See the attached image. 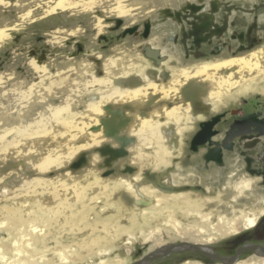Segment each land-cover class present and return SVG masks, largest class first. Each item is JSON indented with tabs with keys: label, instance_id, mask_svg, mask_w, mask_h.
Instances as JSON below:
<instances>
[{
	"label": "bare ground",
	"instance_id": "6f19581e",
	"mask_svg": "<svg viewBox=\"0 0 264 264\" xmlns=\"http://www.w3.org/2000/svg\"><path fill=\"white\" fill-rule=\"evenodd\" d=\"M199 1L0 0V51L21 31L60 18L43 31L42 46L53 56L16 54L0 68V264H125L113 249L138 233L145 242L167 227L185 238L180 242L208 245L258 225L264 214L259 179L236 178L234 169L224 187L234 202L251 199L249 210L225 202L223 192L209 195L221 168L184 164L182 140L199 121L241 98L264 95V42L234 56L185 62L179 48L176 54L169 47L178 25L168 18L158 25L174 27L163 49V35L154 30L144 41L97 48L117 18L128 28ZM81 39L86 50L76 53ZM148 44L164 58L146 57ZM21 62L26 72L17 71ZM107 144L127 149L111 174L99 150ZM82 154L86 162L73 169ZM126 165L134 171L123 172ZM193 186L208 193L188 189ZM229 205L230 212L222 210ZM244 256L230 264H264V256Z\"/></svg>",
	"mask_w": 264,
	"mask_h": 264
},
{
	"label": "rangeland",
	"instance_id": "374dc122",
	"mask_svg": "<svg viewBox=\"0 0 264 264\" xmlns=\"http://www.w3.org/2000/svg\"><path fill=\"white\" fill-rule=\"evenodd\" d=\"M211 1L210 3L212 4L213 1L212 2ZM217 1L220 2V6L218 10L215 11L216 20L218 24L222 26L227 21L228 28L222 34L220 35L216 34L215 38L211 42H202L201 44L196 43L195 39L191 34L189 36L185 35L184 30H186L187 26L183 30L182 25H180L182 23L179 22L177 19L175 20L171 15L172 13H170L175 11L168 8L169 10L165 9L160 13L159 20L145 19L142 22H139V24L130 26L128 28H124L123 27L124 24H122L121 27L116 28V23H114V25H112L107 32L99 36L98 43H100V46H97V48L101 50L109 49L111 45H114L117 42L125 41L126 39L131 40L133 42H140L141 40L144 41L154 36L153 33L154 30L158 34L161 33L163 35L164 42L158 45L160 49H163V47L169 46V44L167 43V39H169L168 38L169 36L168 34L170 32L169 29L174 27L172 24H170L171 26L168 24L169 26L164 25L163 27L162 26L158 27V25L163 24L165 21H167L168 17L172 18V20L175 21L176 24L178 25V29L177 26H175V29L177 30L179 36L175 40L171 39L172 43H174L176 47H174L175 45L173 46L172 44H170L169 47L176 50V54H177V49L179 48L180 49L179 51H181V54L179 55H182L185 62L198 61L201 59H215L217 57H226L229 55L234 56L240 52L251 49L252 47H255L264 42V0H217ZM203 2L204 0L199 1L200 4H203ZM209 6L210 4L208 6L206 4V9L210 8ZM81 19L83 21L87 20L86 17ZM59 20L60 18L57 16L54 17L52 20L48 19L46 21H42V23H37V25L35 24L34 27L29 28L28 30L21 31L18 34V36L16 35L15 39L12 42L13 44L11 43L10 46H7L0 51V68H4L5 66H7V64L11 65L16 60L17 55L19 54L22 57L38 55L40 58H43V60H46V58L53 56L54 54L48 52L47 48L42 46L44 44L43 42L46 40V37L43 35V31H48L51 28L52 24L54 25L59 23ZM107 20L109 21L111 19L108 18ZM147 21H149L151 24V34L149 37H143L140 32L145 22ZM138 26L140 27V30L138 32L136 33L126 32L128 29ZM79 43H81L83 46V50L80 53H84L86 50V41L81 39L76 44V46ZM212 50H216V52H212ZM74 52L76 53L78 52L77 47ZM145 56L151 59V57H149L147 54ZM26 70H27L26 65H24L23 62L17 65V71L26 72ZM258 105L264 107V95L255 94L246 99L241 98L240 100L229 105L227 109L237 108L240 106L251 107ZM197 129H198V123L196 124L195 128L189 127L184 133L185 136L182 140L184 147V157L182 161L184 164H191L193 162L194 163L199 162L200 164H202L201 160L198 159L200 154L191 152L188 147L189 141ZM203 149L204 148H202V150ZM196 155L198 158L196 157ZM193 157L196 158L193 159ZM201 166L204 167L203 164ZM205 169L209 171H216L218 167L211 164L209 168H205ZM234 169L238 174L236 178L243 175H249L247 173H243V174L240 173L237 165H234L233 163L231 170L230 169L220 170L221 175L219 177V180L216 182V184H214L213 186L214 189L211 191V193H208L205 187L193 186V187H189L188 189L202 191L205 194L208 193L209 195H213V196H215L218 192H223V197H224L223 199L225 202L227 203L230 202L232 204H235L236 207L240 209H245V208L248 209L247 207H250V203L252 202L251 199L242 196L239 198L238 201L234 202L229 198V194H230L229 189L224 188L228 183L230 172ZM152 171H153L152 168H148L145 169L144 173L146 174V176L152 177L153 176ZM257 190L259 192L262 191L261 193H264V188L259 185L257 186ZM225 194H227V196ZM127 199L130 203L133 202L130 196ZM225 207L226 206H223L222 210L228 209V212L232 210V207L230 205L226 208ZM215 217L216 216L214 217L212 216L211 219L213 221V224H216L218 222L217 218ZM205 225L209 229L212 228V224H205ZM253 230L254 228L251 230H243L239 234L229 235L225 238H221L213 242H209L208 245L214 247L220 255L230 256L227 255L228 249H230L228 247V244H234L235 246L234 249H235L238 244H241L245 239L247 240L248 236L253 235L254 233ZM240 236H243V238L239 239ZM141 237L142 234L138 233L136 239H133L132 243L128 245H123L121 247H114L112 256L120 254L122 257L126 259L125 264H132L142 256L155 250L157 246L161 243V241L162 243H179L180 241L185 239L176 230L171 229L170 231H167V227H165L164 230H162L161 232L156 233L152 238H150V240L148 239L145 242L144 241L141 242L140 240ZM203 238H206L205 235ZM251 253L252 251H248L244 253L241 257H243L244 255H245L244 257H247ZM187 259H196L204 263H212V260L205 258L199 253L184 252L181 254H173L165 259L154 260L151 264H179Z\"/></svg>",
	"mask_w": 264,
	"mask_h": 264
},
{
	"label": "flooded vegetation",
	"instance_id": "af4514ba",
	"mask_svg": "<svg viewBox=\"0 0 264 264\" xmlns=\"http://www.w3.org/2000/svg\"><path fill=\"white\" fill-rule=\"evenodd\" d=\"M212 1L208 9H206V4L203 2V4H186L174 10L175 12L169 11L175 20L177 19L182 23L180 25H182L183 30L186 26L187 28L189 26L188 30L187 28L184 30V33L187 36L191 34L196 43L211 42L216 34L220 35L228 28L227 21L223 26L218 24L215 11L218 10L220 2L217 0ZM147 22H145L140 32L143 37H149L151 34L150 29L149 35L144 36ZM134 29L133 32L129 33L138 32L140 27H134ZM177 37H179L178 34L173 37V40ZM80 44L77 45V53L83 50V46ZM80 47L82 48L81 51H79ZM212 52H216V50H212ZM161 56L163 55L161 54ZM153 59L156 60L155 58ZM216 117L219 118L209 131L207 123L212 122ZM201 124L202 127L200 126ZM195 138H197L196 141H199L197 142L198 149L190 151L200 154L198 159L201 160L205 168H209L212 164L222 170H231L234 163V165H237L240 173H247L251 177L259 179V181L257 180L258 185L264 188L263 106L228 108L211 115L209 118L198 122V129L192 135L189 142H192ZM202 148H204V151ZM253 232V235L248 236V239H245L241 244L251 242L264 245V214ZM242 238L243 236L239 237V239ZM241 244H238L235 249L234 244H228L230 249H228V254H226H235Z\"/></svg>",
	"mask_w": 264,
	"mask_h": 264
},
{
	"label": "water",
	"instance_id": "95a60500",
	"mask_svg": "<svg viewBox=\"0 0 264 264\" xmlns=\"http://www.w3.org/2000/svg\"><path fill=\"white\" fill-rule=\"evenodd\" d=\"M116 23V28L121 27L123 24V19L117 18L115 19ZM151 26L150 23H146V31L144 33V36H148L150 32ZM135 29L130 28L126 32H133ZM125 32V34H126ZM81 45V44H80ZM79 45V46H80ZM82 48H79V51H81ZM146 54L155 59H162L164 58L161 56V51L159 49H155L151 47L150 45H147L145 48ZM43 60V58H40ZM219 117H216L212 122L207 123L209 131L215 124V122L218 120ZM202 127V124L200 125ZM197 138H195L192 142H189V150H194L196 151L198 149V145L196 141ZM101 153L106 156V164L111 168L106 174H111L115 170L112 169V163L117 160L119 157L126 155L127 154V149L125 148V145L122 144L121 147H113L112 145H105L99 149ZM86 156L81 155L76 161H74L71 164V167L73 169H76L80 166H82L86 162ZM134 167L130 165H126L125 168L123 169V172H133ZM252 251L258 255L264 256V245L262 244H257V243H245L240 245L237 248V252L233 255L230 256H222L220 255L217 250L210 246V245H205V244H199V243H190V242H180V243H172V244H167L164 245L153 252H150L149 254L143 256L141 259L137 260L133 264H151L154 260L156 259H165L167 257H170L173 254H181L184 252H193V253H199L200 255L204 256L207 259L213 260V261H221L222 263L225 264H230L234 263L239 260V258L246 252Z\"/></svg>",
	"mask_w": 264,
	"mask_h": 264
}]
</instances>
